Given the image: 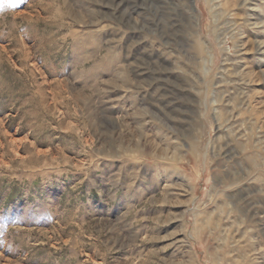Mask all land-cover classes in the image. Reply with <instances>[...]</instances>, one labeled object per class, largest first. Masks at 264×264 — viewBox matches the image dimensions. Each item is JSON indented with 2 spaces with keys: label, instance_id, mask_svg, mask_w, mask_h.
<instances>
[{
  "label": "rangeland",
  "instance_id": "374dc122",
  "mask_svg": "<svg viewBox=\"0 0 264 264\" xmlns=\"http://www.w3.org/2000/svg\"><path fill=\"white\" fill-rule=\"evenodd\" d=\"M0 264H264V0H0Z\"/></svg>",
  "mask_w": 264,
  "mask_h": 264
}]
</instances>
